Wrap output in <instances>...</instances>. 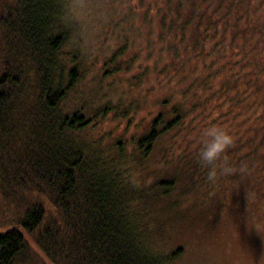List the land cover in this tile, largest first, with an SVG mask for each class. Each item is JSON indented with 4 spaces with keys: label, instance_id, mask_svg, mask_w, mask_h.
I'll list each match as a JSON object with an SVG mask.
<instances>
[{
    "label": "trees",
    "instance_id": "trees-1",
    "mask_svg": "<svg viewBox=\"0 0 264 264\" xmlns=\"http://www.w3.org/2000/svg\"><path fill=\"white\" fill-rule=\"evenodd\" d=\"M126 1L135 10L120 11L112 31L135 46L162 26L169 48L159 84L174 94L154 103L160 109L142 135L104 145L82 134L135 104L90 108L72 0H0V264L34 248L50 264H180L184 246L165 249L159 237L178 224L160 218L179 214L168 203L175 184L162 179L149 189L125 163L135 152L150 158L165 135L184 128L189 105L211 115L202 141L230 126L233 138L213 163L191 165L195 185L214 193L216 220L240 216L234 227L264 236V0ZM121 57L110 59L113 76L134 64ZM146 95L135 102L149 109Z\"/></svg>",
    "mask_w": 264,
    "mask_h": 264
},
{
    "label": "rangeland",
    "instance_id": "rangeland-1",
    "mask_svg": "<svg viewBox=\"0 0 264 264\" xmlns=\"http://www.w3.org/2000/svg\"><path fill=\"white\" fill-rule=\"evenodd\" d=\"M111 2L113 0H72V14L78 23L83 25L78 36L81 38L79 39V44H82L81 54L87 58L84 60L87 73L83 86L85 99L90 102V108L99 110L107 102L113 107L119 103L126 106L130 101L135 104L131 110L124 107L120 111H113L114 113L109 116L98 117V124L91 126L82 134L83 140L103 141L104 145H112L119 138H126L128 141L134 135H142L160 109L154 103L159 101L158 105L164 99L169 101L174 94L170 87H162L159 84L162 78L158 76L159 69L168 61L165 52H168L169 48L165 40L168 39L167 35L161 37L162 26L159 25L154 31L146 30L145 35L141 37V43L134 46L129 41L126 44L115 35L111 26L120 21L121 18L116 17L120 11L135 9H126L130 6L126 5V0L113 2L119 8L111 9L113 4ZM134 25L135 22L131 27ZM136 26V29L142 27L139 22ZM232 41L235 42L233 38ZM130 46L134 47L128 48ZM121 53L125 55L121 57ZM116 54L126 62L134 64L130 69L122 68V72L114 73L113 76L109 62ZM151 88L153 93L150 91ZM143 94L150 96L147 100L151 101L149 105L152 103L149 109L140 107L135 102L138 101L136 97L141 100ZM146 98L147 95L141 100L142 104H146L144 102ZM189 99L192 101L193 97ZM187 107L192 108L185 118V127L188 126V129L184 131L182 129L185 127L178 126L173 132L165 135L156 145L150 158L146 159L135 152L129 154L131 160L128 159L125 163L126 168L134 173L133 181H139L149 189L154 190V186L162 179L175 184V188L170 190L172 199L168 203L173 205V208L177 205L179 214L175 216V212L171 210V213L160 218L166 223L178 224L173 227L169 225L164 235H159L163 238L162 247L165 245V249L171 250L180 245L184 246L185 253L180 264H264V236L242 232L234 227L240 216L228 215L229 217L224 216L221 220H216L218 212L211 201L215 197L214 193L207 190L199 191L195 185L196 178L189 168L200 159L201 152L207 144L202 141L203 134L201 138L199 133H203L202 126L210 123L211 115L194 109V105ZM124 114L128 116L126 120L122 118ZM128 119L132 120L131 125H128ZM210 126L206 127L207 130ZM228 129L232 130V126L226 128L224 132L227 133ZM206 133L207 137L211 138L208 131ZM207 194L210 197L208 201L204 198ZM6 209L0 205V214ZM203 214H206L208 221L203 220L205 218L202 217ZM30 244L32 245L31 241ZM15 264L50 263L41 251L34 248Z\"/></svg>",
    "mask_w": 264,
    "mask_h": 264
},
{
    "label": "clouds",
    "instance_id": "clouds-1",
    "mask_svg": "<svg viewBox=\"0 0 264 264\" xmlns=\"http://www.w3.org/2000/svg\"><path fill=\"white\" fill-rule=\"evenodd\" d=\"M211 137L210 142H208L200 155V159L208 164L213 163L215 160L220 158L221 154L233 143V138L226 132L223 131H211L208 133ZM225 172L230 171L228 168H224ZM216 176V171L213 168L209 172V180L214 179Z\"/></svg>",
    "mask_w": 264,
    "mask_h": 264
}]
</instances>
